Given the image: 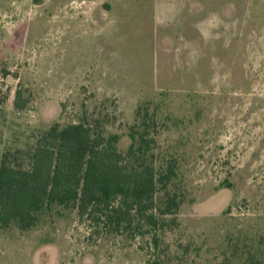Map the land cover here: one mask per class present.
I'll list each match as a JSON object with an SVG mask.
<instances>
[{
    "label": "rangeland",
    "instance_id": "rangeland-1",
    "mask_svg": "<svg viewBox=\"0 0 264 264\" xmlns=\"http://www.w3.org/2000/svg\"><path fill=\"white\" fill-rule=\"evenodd\" d=\"M150 1L0 0V153L26 168L54 124L116 134L122 153L145 130L154 157L176 158L184 195L152 230L156 242L54 208L31 230L0 229V264H264V20L253 17L247 35L246 79H148L160 36ZM17 91L23 110L13 106Z\"/></svg>",
    "mask_w": 264,
    "mask_h": 264
},
{
    "label": "trees",
    "instance_id": "trees-1",
    "mask_svg": "<svg viewBox=\"0 0 264 264\" xmlns=\"http://www.w3.org/2000/svg\"><path fill=\"white\" fill-rule=\"evenodd\" d=\"M13 106L26 108L20 91ZM146 136L145 130L131 133L122 153L116 134L81 122L54 124L36 139L26 168L0 153V229L25 232L50 210L66 208L118 235L134 226L156 242L152 230L178 212L184 195L178 193L176 158L154 157L155 137Z\"/></svg>",
    "mask_w": 264,
    "mask_h": 264
},
{
    "label": "crops",
    "instance_id": "crops-1",
    "mask_svg": "<svg viewBox=\"0 0 264 264\" xmlns=\"http://www.w3.org/2000/svg\"><path fill=\"white\" fill-rule=\"evenodd\" d=\"M213 1H150L153 29L160 36L150 45L154 67L149 68L152 76L148 79L212 81L252 75V71H246L252 63L246 54L250 47L247 35L253 31V17L264 20V7L256 8L254 13L238 12L231 3ZM142 62L130 61V71L141 74L145 69Z\"/></svg>",
    "mask_w": 264,
    "mask_h": 264
}]
</instances>
